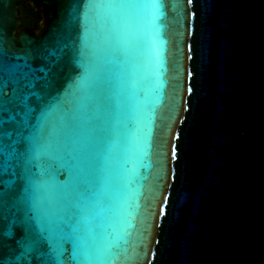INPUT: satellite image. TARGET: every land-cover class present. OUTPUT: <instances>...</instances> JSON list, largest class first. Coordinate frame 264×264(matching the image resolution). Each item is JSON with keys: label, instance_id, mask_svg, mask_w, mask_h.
I'll use <instances>...</instances> for the list:
<instances>
[{"label": "water", "instance_id": "obj_1", "mask_svg": "<svg viewBox=\"0 0 264 264\" xmlns=\"http://www.w3.org/2000/svg\"><path fill=\"white\" fill-rule=\"evenodd\" d=\"M0 0V264H264V0Z\"/></svg>", "mask_w": 264, "mask_h": 264}, {"label": "trees", "instance_id": "obj_2", "mask_svg": "<svg viewBox=\"0 0 264 264\" xmlns=\"http://www.w3.org/2000/svg\"><path fill=\"white\" fill-rule=\"evenodd\" d=\"M19 16L24 27H38L41 21L40 13L31 8L26 0L19 3Z\"/></svg>", "mask_w": 264, "mask_h": 264}, {"label": "flooded vegetation", "instance_id": "obj_3", "mask_svg": "<svg viewBox=\"0 0 264 264\" xmlns=\"http://www.w3.org/2000/svg\"><path fill=\"white\" fill-rule=\"evenodd\" d=\"M21 26H22V24H21ZM22 27H24V26H22Z\"/></svg>", "mask_w": 264, "mask_h": 264}]
</instances>
